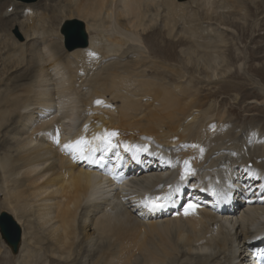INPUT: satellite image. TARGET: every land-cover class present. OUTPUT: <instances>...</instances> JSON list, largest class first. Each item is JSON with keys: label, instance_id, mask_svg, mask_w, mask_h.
I'll list each match as a JSON object with an SVG mask.
<instances>
[{"label": "bare ground", "instance_id": "1", "mask_svg": "<svg viewBox=\"0 0 264 264\" xmlns=\"http://www.w3.org/2000/svg\"><path fill=\"white\" fill-rule=\"evenodd\" d=\"M15 1L4 19L27 22L23 41L0 39V217L19 242L0 225V264H252L264 132L237 134L214 98L235 71L264 106L252 76L264 75V0H59L51 18ZM66 22L86 45L72 28L68 47ZM106 138L113 150L93 152ZM157 197L162 207H144Z\"/></svg>", "mask_w": 264, "mask_h": 264}, {"label": "rangeland", "instance_id": "2", "mask_svg": "<svg viewBox=\"0 0 264 264\" xmlns=\"http://www.w3.org/2000/svg\"><path fill=\"white\" fill-rule=\"evenodd\" d=\"M8 1L9 0H0V37H2L0 39L4 40L5 37L9 38V36H12V37L14 36L16 39L18 38V40L23 41V35L20 34L21 28H20V26L16 25V23H19L21 20L27 22V17H23L24 15L22 14V16H18V18H16L17 21L13 19L14 17H11V18L9 17L8 19H4L3 14H5V12H9V10L12 9V12H9L8 14L9 15L12 14V16H13L16 9L20 6L19 5L20 3L16 2L15 0H12V1L18 3V5L16 3H15L16 5L11 4ZM178 1H186V0H178ZM45 4H46V6L43 7V5H45ZM48 4H50L51 7ZM55 5L56 6L60 5L59 0H38L35 3L31 4L30 7H31V9H33V11L47 10L46 15H48V16L50 15V18H51L53 16V14H51V11H52L53 6H55ZM35 8H36V10H35ZM55 10H57V9H55ZM1 40H0V42H1ZM259 44H260L259 41H255L252 44V39L247 40V48H249L250 51H252V50L254 51L259 46ZM241 46H244V44ZM179 49L180 48H178L177 51H179ZM5 50L6 51H4L3 47H0V84H2L6 78V77H4V75L2 73V71H3L2 67L3 66L1 64V58L5 57L6 52L9 51L7 49H5ZM228 54L231 55L232 62L236 63L238 54L235 53L234 51H231ZM254 62H255L254 60L248 61L247 69L249 70L250 74H252V71H253L252 66H253ZM252 76L254 78H256L257 81L260 82L261 86H264V75L259 76L256 74H252ZM230 77L231 78L226 79L220 85L217 86V90L218 89H222V90H220V92H219L220 94L216 98H214V101L217 103V105H219V104L222 105L221 109H226L227 112H229V114H227L228 115L227 119L230 120V122L228 120L227 121L229 123H231V122L233 123L235 130L238 131L237 134H239V131H240V134L242 133L241 129H243V128H244V130L247 129V127L250 126L249 124H251V126L258 127L260 130L262 129L264 132V128H263V126H264L263 125L264 124V106L263 107H261V106L255 107L254 104L250 103L254 98H257L255 96L254 92L258 91V90H256V88H253V85L248 83L247 79H245L244 76L235 74V71H233V75ZM235 85H240V86L242 85L243 87L244 86L245 87L242 90L236 91V90L232 89L233 86H235ZM209 89L210 88L204 87L203 88L204 94L208 93ZM212 92H215V91L212 90ZM237 96H239V98L236 100ZM226 102H227V104H226ZM232 111H234L235 113ZM253 117H254V120H253ZM252 120H253V122H252ZM156 155L157 154H153L154 157H156ZM224 196H226V195L222 194V195H219L218 198L224 197ZM0 219H1V217H0ZM41 260L42 261H39V264H43V262L45 261V258H44V260H43V258Z\"/></svg>", "mask_w": 264, "mask_h": 264}, {"label": "water", "instance_id": "3", "mask_svg": "<svg viewBox=\"0 0 264 264\" xmlns=\"http://www.w3.org/2000/svg\"><path fill=\"white\" fill-rule=\"evenodd\" d=\"M24 2H32L35 0H22ZM67 23V24H66ZM64 29H62L61 33L62 35L65 37L66 40V44L68 45V47H72V44L77 43L75 40L76 36L78 35L80 37V41L82 43H84V40H87V37L85 36L84 32L82 31L83 27L78 24V26H73V22H66ZM76 23V22H75ZM74 23V25H75ZM74 28V30L76 29L77 32L74 37H71V29ZM86 45V43H84ZM1 220H0V225H1V232L3 234L4 239L13 246V249L16 251L17 250V246H18V242H19V228L16 226V224L14 223V221L8 217L7 215H2L1 216Z\"/></svg>", "mask_w": 264, "mask_h": 264}, {"label": "snow or ice", "instance_id": "4", "mask_svg": "<svg viewBox=\"0 0 264 264\" xmlns=\"http://www.w3.org/2000/svg\"><path fill=\"white\" fill-rule=\"evenodd\" d=\"M96 103L99 105L102 102L101 101H96ZM117 133L112 132V133H108L107 137H114L116 136ZM109 138L104 139L103 141V148H93L92 151L96 152V151H102V152H109L112 151L114 148V145L111 143V140ZM57 143H59V140H57ZM88 142L84 139L78 140L75 143V147L81 152V159H86L87 157L83 154L84 153V149L83 147H81L82 145H86ZM66 147H70V145H66ZM192 147H197L196 145H193ZM137 151H140V149H137ZM143 151H147V148L143 149ZM203 151V149H201V152ZM100 160L103 161L104 160V156L101 155ZM188 161H185V168L186 171L190 172V169L188 168ZM184 177L182 176L181 179H183ZM160 198H155V199H148L144 202V207L148 208L150 211H155L158 208L162 207V205L158 202ZM188 207H191L194 209V205L189 204ZM186 212H187V208H186Z\"/></svg>", "mask_w": 264, "mask_h": 264}]
</instances>
